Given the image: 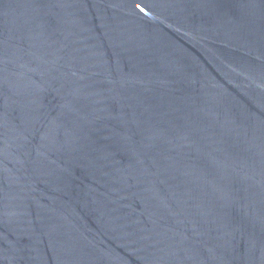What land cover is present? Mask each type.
Instances as JSON below:
<instances>
[{
	"label": "water",
	"instance_id": "1",
	"mask_svg": "<svg viewBox=\"0 0 264 264\" xmlns=\"http://www.w3.org/2000/svg\"><path fill=\"white\" fill-rule=\"evenodd\" d=\"M0 264H264V0H0Z\"/></svg>",
	"mask_w": 264,
	"mask_h": 264
}]
</instances>
